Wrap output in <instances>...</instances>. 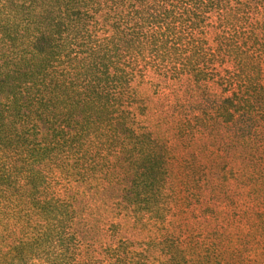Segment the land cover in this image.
Returning a JSON list of instances; mask_svg holds the SVG:
<instances>
[{"label": "trees", "instance_id": "trees-1", "mask_svg": "<svg viewBox=\"0 0 264 264\" xmlns=\"http://www.w3.org/2000/svg\"><path fill=\"white\" fill-rule=\"evenodd\" d=\"M154 82L225 94L175 120L189 144L221 124L260 152L178 158V191L146 124ZM101 204L163 250H84L113 247ZM178 209L214 250L185 249L184 224L173 238ZM0 264H264V0H0Z\"/></svg>", "mask_w": 264, "mask_h": 264}, {"label": "rangeland", "instance_id": "rangeland-1", "mask_svg": "<svg viewBox=\"0 0 264 264\" xmlns=\"http://www.w3.org/2000/svg\"><path fill=\"white\" fill-rule=\"evenodd\" d=\"M153 84V86L148 85L143 91L144 96L148 98L150 109L149 119L146 120V124L152 130H157L161 133L164 141L166 140L171 148V154L174 155V159L176 160L175 163L173 162L174 167L171 172V183L174 187L178 188V191L183 190L181 189L182 186L187 187L188 185L189 188L192 187L180 173L188 170L184 167V162L181 159H185L190 153L196 154L197 152L201 155L202 153L199 149H205V152L213 153L207 155L222 157L217 159L226 161L228 160V156L231 155L238 157L242 154H257L260 152L256 148H253L254 143L250 144V147H247L248 139L243 136L244 134L221 124L196 125L195 139L190 144V139L176 135V131L173 129L175 120L179 119L180 115H200L204 110V105L200 103L203 100L209 101L210 103L220 101L225 96L220 87L209 85L203 89L196 87L191 92L190 88H188L183 92L180 89L192 85L191 82H186L184 85L178 82L163 83L160 88L156 86V82ZM232 173L233 170L229 167L223 170L224 178L230 177ZM213 174L217 177L216 173ZM234 197L236 196L234 195ZM97 208L94 210V214L101 225L105 218L110 217L109 224L106 225V228L112 226L108 229V234L111 236L109 242L112 243L111 246L113 247L108 248L109 245H102L104 241L101 240L96 246H87L84 250H99L100 252L103 250H122L119 245L124 240H127L128 250H163L160 239L155 240V243L152 242L151 237L156 232L154 228L151 229L146 224L142 225V222L136 221L132 217L124 218L118 215L117 213L119 211L115 206H112L108 212L107 206L105 205L101 204L99 210ZM196 218L197 215L191 210L185 213L183 209H178L173 213V217L171 218L172 236L173 238H177L178 235H181L182 233L179 227L184 224V233L182 234L184 248L187 250H199L201 254L208 253L210 250H214L216 245L208 240L205 232L197 231L195 228ZM222 229H225V225ZM197 242H200V245H197Z\"/></svg>", "mask_w": 264, "mask_h": 264}]
</instances>
